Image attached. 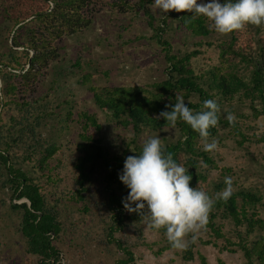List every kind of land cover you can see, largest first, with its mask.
Returning a JSON list of instances; mask_svg holds the SVG:
<instances>
[{
    "label": "trees",
    "instance_id": "obj_1",
    "mask_svg": "<svg viewBox=\"0 0 264 264\" xmlns=\"http://www.w3.org/2000/svg\"><path fill=\"white\" fill-rule=\"evenodd\" d=\"M152 5V0H0V187L10 198L9 207L20 212L19 233L26 239V253L38 258L36 264H61L62 260L53 244L61 232L58 213L48 200L51 195H61L56 192L63 179L54 172L61 160L52 163L61 150L73 146L77 153L72 163L74 190L56 199L54 205L64 198L74 206L81 203L87 211L85 199L95 189L106 200L111 215L109 242L122 253L115 264H135L131 251L112 234L147 221L125 210L122 200L129 190L118 178L126 157L142 151L143 145L137 141L139 133L175 129L177 138L162 144L165 153L189 169L190 186L198 187V182L206 180L207 170L215 168L211 152L203 150L205 139L182 120L173 127L158 119L159 113L170 110L175 96H182L194 112L202 110L205 100L218 103L219 123L209 129L208 142H217L221 128L228 127L229 134L239 137L236 142L242 145L247 137L240 129V120H264V26L249 25L243 31L222 34L216 45L218 65L196 73L193 62L199 51L182 52L175 40L179 36L181 43L188 37L207 38L216 32L211 22L175 11L156 18ZM110 6L119 14L136 12L145 17L150 40L159 48L165 64L162 80L144 86L100 87L93 83L89 62H82L79 56L74 58V54L68 57L67 40L86 32L100 12ZM247 32L249 40L242 44L241 36ZM241 67L248 70L246 77L240 75ZM76 89L84 92L106 120L117 127L130 128L134 138L121 140L112 149L104 145L97 136L101 126L95 115L80 105ZM234 104L247 109L249 115L241 109L232 111ZM226 105L228 109L224 111ZM229 115L234 117L231 122ZM74 128L77 133L70 138ZM257 139L264 142V133ZM200 164L209 167L205 169ZM224 187V183H216L215 194L208 195L215 198ZM258 198L242 190L226 201L217 199L205 225L215 238L226 241L221 250L234 252L227 246L238 247L245 264H264V219L253 208ZM13 200L25 202L14 204ZM250 206L253 211L248 212ZM218 217L230 220L236 227L245 226L246 236L258 231L257 237L250 245L240 238V232L237 243L225 239L214 224ZM158 231L166 234L164 229ZM204 244L217 246L209 241ZM193 249L191 242L181 258L191 261ZM204 258L198 254L200 264H207Z\"/></svg>",
    "mask_w": 264,
    "mask_h": 264
},
{
    "label": "rangeland",
    "instance_id": "obj_2",
    "mask_svg": "<svg viewBox=\"0 0 264 264\" xmlns=\"http://www.w3.org/2000/svg\"><path fill=\"white\" fill-rule=\"evenodd\" d=\"M151 9L156 18L162 15L153 5ZM150 34L146 19L141 13L119 14L116 8L110 6L100 12L86 32L67 40L66 53L68 57L74 54V58L79 56L82 62H89V71L92 73L93 83L97 86H144L160 81L164 77L165 64L158 54L159 48L150 40ZM249 35L248 32L242 34V44L248 42ZM261 36L264 37V28ZM221 38L222 34L215 32L203 39L184 38L182 43L179 36L175 42L181 45L182 52L199 51L200 55L193 62L196 67L195 72L199 73L218 65L216 45L217 40ZM199 42L200 46H196L195 44ZM207 43L212 45L208 46ZM247 74L248 70L241 67L240 75L246 77ZM75 93L81 101L80 105L95 115L101 126L97 136L102 138L104 145L112 149L121 140L128 141L134 138L130 128L117 127L106 120L105 114L94 106L83 91L76 89ZM232 108V111L241 109L244 115H249V111L245 108L235 104ZM224 109L227 111L228 106H224ZM240 129L247 137L242 145L236 142L239 137L229 134L230 128H221L217 139L218 146L209 154L215 168L207 170L206 180L198 182L197 188L214 195L213 186L219 182L224 183L225 177H231L233 193L243 190L259 197L260 201L253 208L258 211L257 216L264 219V142H259L257 139V136L264 133V120L243 118L240 120ZM76 131V128L74 131L71 130L69 137L73 138ZM155 135H159L163 144L175 140L178 132L168 128L158 132L147 129L139 133L137 141L143 145L148 138ZM68 147L70 150H61L52 161L53 164H57V159L61 160V164L54 170L63 179L58 184L56 192H61V195L48 197L50 205L56 206L60 223L61 232L53 244L61 253V264H115L121 259L122 253L115 244L109 242L108 228L111 225V215L107 210L106 200L96 194L95 189L92 195L85 199L88 205L87 211L83 210L81 203L74 206V202L66 203L64 198L54 205L56 199L74 190L71 181L72 163L77 153L73 146ZM200 167L204 168L202 164ZM225 169L229 170L226 174L223 172ZM222 172L223 176H221ZM5 191L0 187V264H36L38 258L26 253V239L19 233L20 212L13 211L9 207L10 198L4 194ZM22 201L25 202V200H13L12 203L20 204ZM237 203L241 204L240 198H237ZM253 208L247 207L248 212L253 211ZM214 224L220 227L225 239L234 243L239 240L238 232L247 245H250L258 234V231H255L246 236L245 226L236 227L230 220L221 217H218ZM112 237L131 251L135 264H200L197 259L198 254L205 257L207 264H218L219 261L223 264H245L242 251L238 247L227 246L234 252L221 250V247L226 245V241L215 238L206 226L185 237L186 241H193L194 237L191 261L183 260L181 257L184 255V249L171 246L167 235L151 230L147 221L137 226H126L124 230L112 234ZM205 241L215 242L217 246L205 245Z\"/></svg>",
    "mask_w": 264,
    "mask_h": 264
},
{
    "label": "clouds",
    "instance_id": "obj_3",
    "mask_svg": "<svg viewBox=\"0 0 264 264\" xmlns=\"http://www.w3.org/2000/svg\"><path fill=\"white\" fill-rule=\"evenodd\" d=\"M162 14L175 11L202 16L211 22L219 34L243 31L249 25H264V0H152ZM169 108L168 105L165 106ZM219 105L215 100H205L202 110L194 112L182 96H175L170 110L159 113L175 127L178 120L186 122L192 130L205 139L203 150L214 151L217 142H208L209 129L219 123ZM231 122L234 117L229 115ZM187 140V137H184ZM207 168V165H203ZM120 182L129 190L122 200L128 213H135L148 222L153 230L164 229L168 240L177 249H185L194 241H186L189 233L202 229L217 199L227 200L233 194V180L224 178L225 188L215 198L207 192L190 186L189 169L166 154L159 135L151 136L143 144L139 155L126 157ZM134 205V206H133Z\"/></svg>",
    "mask_w": 264,
    "mask_h": 264
},
{
    "label": "water",
    "instance_id": "obj_4",
    "mask_svg": "<svg viewBox=\"0 0 264 264\" xmlns=\"http://www.w3.org/2000/svg\"><path fill=\"white\" fill-rule=\"evenodd\" d=\"M22 202H24V201H22Z\"/></svg>",
    "mask_w": 264,
    "mask_h": 264
}]
</instances>
